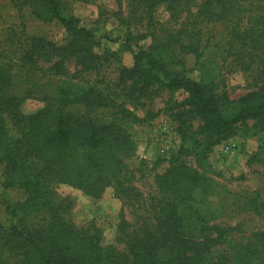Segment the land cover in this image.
<instances>
[{"label": "trees", "instance_id": "16d2710c", "mask_svg": "<svg viewBox=\"0 0 264 264\" xmlns=\"http://www.w3.org/2000/svg\"><path fill=\"white\" fill-rule=\"evenodd\" d=\"M140 1L148 10L165 4L173 12L186 10L191 3ZM231 2L205 0L196 16L204 21L226 20L231 18ZM16 3L26 7L36 20L56 21L68 41L57 45L45 36L19 35L15 31L0 40V198L4 215L0 219V264H264V231L246 243L230 244V254L213 261L211 248L220 242L222 232L215 237L194 233L202 228L196 209L188 210L185 201L186 195L200 185L201 177L187 164L171 166L157 178L161 195L154 206L153 222H143L126 233L127 222L123 221L126 252L103 245L96 231L78 229L62 215L64 207L57 200L54 184L71 186L93 198L113 187L125 202L141 199L127 164L134 155L135 143L124 123L128 118L140 119L124 102L115 103L96 85L73 80L86 72L97 73L102 60L114 54L95 53L101 40L81 26L77 17L63 14L64 1ZM147 35L127 34L120 50L132 54V65L119 69L116 85L133 107L143 105L141 100L156 90L153 86L186 92L177 114L180 154L193 156L198 164L214 146L236 134L238 123L264 118V83L229 107L224 93L215 94L210 83L188 74L183 57L193 54L197 61L202 58L197 43L184 42L181 31L166 37L150 33V45L134 51L129 42ZM68 62L80 69L68 75ZM41 64L46 65L44 73ZM59 79L62 81L57 84ZM28 98L41 100L43 106L23 113L20 105ZM74 105L88 111H70ZM101 108L110 111V120H97L91 115ZM157 115L148 112L142 121ZM10 190L22 191L23 197L13 199ZM31 216L39 220L28 219Z\"/></svg>", "mask_w": 264, "mask_h": 264}, {"label": "rangeland", "instance_id": "374dc122", "mask_svg": "<svg viewBox=\"0 0 264 264\" xmlns=\"http://www.w3.org/2000/svg\"><path fill=\"white\" fill-rule=\"evenodd\" d=\"M62 1L63 14L77 17L81 26L93 31L101 40L102 45L95 53L114 54L102 60L97 73L86 72L72 79L96 85L115 103L124 102L140 119L128 118L124 123L135 143L134 155L127 164L132 170V184L141 193L139 201L125 202L115 194L113 187H108L101 197L93 198L71 186L54 184L57 200L64 207L62 215L78 229L96 231L103 245L126 252L125 235L121 234L123 221L127 222L126 233L138 229L143 222H153L154 206L161 195L157 178L171 166L187 164L201 177L200 185L198 183V187L186 195L185 201L188 210L196 209L195 216L202 228L194 233L215 237L222 232L220 242L211 248L213 261L228 255L230 244L246 243L254 234L264 231V118L238 123L236 134L214 146L208 157L197 164L193 156L179 153L182 142L177 114L183 108L185 91L170 92L153 86L156 90L141 100L143 105L133 107L116 85L119 69L132 65V54L120 50L127 42L128 33L148 34L145 39L129 42L137 51L150 45V33L166 37L181 31L183 41L197 43L202 53L198 61L193 54L183 57L188 74L210 83L215 94L224 93L229 107L235 106L241 96L257 91L264 83V0H232L231 18L222 21H204L196 16L197 8L205 0H191L186 10L176 12L168 10L165 4L151 11L140 0ZM12 31L19 35L45 36L57 45L68 41L66 32L56 21L41 22L32 18L26 7H18L16 0H0V40ZM65 66L68 75L80 69L74 62ZM45 68L43 65V73ZM62 80H57V84ZM42 106L41 100L28 98L20 109L31 113ZM69 108L77 113L88 111L79 105ZM148 112H158V115L142 121ZM109 113L101 108L91 115L102 121L111 119ZM197 124L198 121L194 122V126ZM9 194L16 200L23 197L20 190H10ZM3 216L0 198V219ZM36 218L28 217L34 222L39 220Z\"/></svg>", "mask_w": 264, "mask_h": 264}]
</instances>
